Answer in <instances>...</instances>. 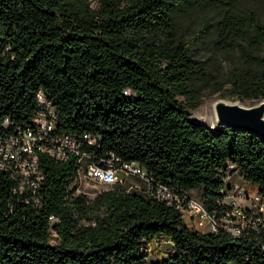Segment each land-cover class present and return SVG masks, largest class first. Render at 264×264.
<instances>
[{
  "label": "trees",
  "instance_id": "trees-1",
  "mask_svg": "<svg viewBox=\"0 0 264 264\" xmlns=\"http://www.w3.org/2000/svg\"><path fill=\"white\" fill-rule=\"evenodd\" d=\"M238 2L0 0V114L27 122L41 89L58 112L57 130L96 138L88 149L97 158L114 153L155 183L200 189L210 211L222 197L219 170L233 163L264 199V141L191 118L204 74L194 54L202 32L186 40L176 22L183 8L214 12V45L225 51L243 44L233 72L238 100L260 102L264 23L253 11L241 16ZM40 160L45 180L37 209L16 204L0 174V264H264V233L191 230L181 211L144 190L77 195L75 158ZM157 236L174 244L161 257L142 249Z\"/></svg>",
  "mask_w": 264,
  "mask_h": 264
},
{
  "label": "built area",
  "instance_id": "built-area-1",
  "mask_svg": "<svg viewBox=\"0 0 264 264\" xmlns=\"http://www.w3.org/2000/svg\"><path fill=\"white\" fill-rule=\"evenodd\" d=\"M36 103L33 116L22 124L0 114V174L11 182L9 190L16 204H26L33 209L41 206L40 188L45 180L40 168L42 155L61 163L75 158L78 163L74 179L77 195L81 194L84 183L113 186L122 182L118 175L122 172L126 177L136 176L146 183L145 188L131 186L127 191L144 190L148 196L173 205L182 212L184 221L188 219L185 223L191 230L224 232L234 237L249 232L264 233V199L257 189L235 181V177L244 181L235 164L227 163L219 170L222 197L217 199L216 209L210 211L202 200L190 193L153 182L134 162L122 161L114 153L97 158L95 152L88 149L97 142L91 135L86 134L80 140L58 131V112L41 89L36 92ZM49 220L51 224L59 223L55 216H50ZM164 244L170 246L169 250L174 246L170 239L157 236L145 240L142 249L150 256L161 257Z\"/></svg>",
  "mask_w": 264,
  "mask_h": 264
},
{
  "label": "rangeland",
  "instance_id": "rangeland-1",
  "mask_svg": "<svg viewBox=\"0 0 264 264\" xmlns=\"http://www.w3.org/2000/svg\"><path fill=\"white\" fill-rule=\"evenodd\" d=\"M121 1L126 3L127 0ZM237 6V11L241 16L248 15L253 11L264 23V0H239ZM216 20L214 12L198 7L180 9L176 16L180 33L186 40L192 39L196 34L202 32L194 47V54L197 59L204 63V74L196 80V86L200 89L199 106L191 110L190 115L192 119L208 126L217 125L213 114V103L215 101L219 99L227 101L238 100L237 89L239 86L233 72L241 66L243 53V44L240 42L225 51L214 45ZM241 100L239 101L249 107L259 103L257 99L243 98ZM118 175L122 180L118 185L109 186L89 182L83 184L80 192L82 195L93 199L99 192L111 187H121L123 189H129L131 186L146 187L145 181L139 177H126L122 172L118 173ZM237 179L235 177L236 182ZM190 194L197 199L201 198L200 189H195ZM185 221L188 222V219ZM56 243V240L51 241V245ZM168 248L170 246L164 244L161 250L162 254H165L169 250ZM156 256L159 255L154 257ZM153 260L152 258L151 261Z\"/></svg>",
  "mask_w": 264,
  "mask_h": 264
},
{
  "label": "water",
  "instance_id": "water-1",
  "mask_svg": "<svg viewBox=\"0 0 264 264\" xmlns=\"http://www.w3.org/2000/svg\"><path fill=\"white\" fill-rule=\"evenodd\" d=\"M213 114L217 126L254 134L264 141V99L251 107L239 100L219 99L213 103Z\"/></svg>",
  "mask_w": 264,
  "mask_h": 264
},
{
  "label": "crops",
  "instance_id": "crops-1",
  "mask_svg": "<svg viewBox=\"0 0 264 264\" xmlns=\"http://www.w3.org/2000/svg\"><path fill=\"white\" fill-rule=\"evenodd\" d=\"M237 183H238V184H241V185H243V184H248V185H250L251 187H253V188H256V189H257V187H256L254 184H250V183H248V182H247V183H245L244 181H241V180H238V179H237Z\"/></svg>",
  "mask_w": 264,
  "mask_h": 264
},
{
  "label": "bare ground",
  "instance_id": "bare-ground-1",
  "mask_svg": "<svg viewBox=\"0 0 264 264\" xmlns=\"http://www.w3.org/2000/svg\"><path fill=\"white\" fill-rule=\"evenodd\" d=\"M258 191V190H257ZM201 200V199H200Z\"/></svg>",
  "mask_w": 264,
  "mask_h": 264
}]
</instances>
